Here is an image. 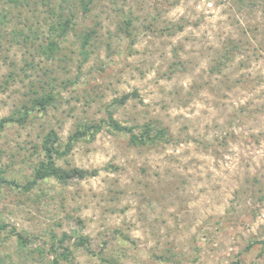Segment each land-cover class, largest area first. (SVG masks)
Masks as SVG:
<instances>
[{
    "label": "rangeland",
    "instance_id": "1",
    "mask_svg": "<svg viewBox=\"0 0 264 264\" xmlns=\"http://www.w3.org/2000/svg\"><path fill=\"white\" fill-rule=\"evenodd\" d=\"M8 7L0 0V11ZM11 11L12 23L0 25V33L24 30L27 18L38 26L46 16ZM125 12L136 16V32L153 17L157 29L182 24L184 30L172 37L144 32L131 46L120 34ZM77 20L55 60L34 57L31 44L11 45L0 35V85L12 71L24 78L26 60L35 58L36 65L29 78L0 91V120L33 97L32 90L43 92L42 84L60 94L45 116L0 133L3 176L25 184L49 129L67 143L79 125L106 119L107 110L136 133L148 122L165 127L170 141L137 147L129 135L105 128L58 161L98 170L97 176L67 185L51 180L27 194L0 187V224L28 238L27 253L21 252L10 229L0 232V259L53 264L50 254L33 250L48 249L51 232L78 231L92 250L106 247L107 259L75 249L61 264H264V201L254 199L264 187V0H97ZM87 29L96 39L85 60L79 35ZM228 39L244 41V51L212 74ZM126 94L132 96L124 105L114 104ZM242 107L251 116L231 124ZM116 230L135 243L119 241Z\"/></svg>",
    "mask_w": 264,
    "mask_h": 264
},
{
    "label": "trees",
    "instance_id": "2",
    "mask_svg": "<svg viewBox=\"0 0 264 264\" xmlns=\"http://www.w3.org/2000/svg\"><path fill=\"white\" fill-rule=\"evenodd\" d=\"M97 0H4V2L9 7L4 11H0V25L4 26L12 23L11 15L12 9L18 11L31 10L35 14L39 10L44 11L46 16L43 19H38L36 26L35 21L32 22L29 18L26 20L25 29H21L19 26H15L11 29L9 34L0 33L4 38H7L9 44H19L21 41L26 48L31 44L34 48V57H39L41 59L55 60L61 54L63 49V42L67 40L71 33H75L78 25V13L82 12L87 15L93 5ZM159 6V5H157ZM159 7H154L153 9H158ZM157 11L154 10V14ZM123 19L120 26V34L124 39H129L131 46L134 45L144 32L155 33L158 32L160 35L175 36L178 32L184 30V25L182 24H170L164 26L160 29L155 28V22L157 18L153 17V22L145 25L143 31L136 32L134 29L135 15L131 12H125L121 14ZM46 26L43 29V26ZM7 27V26H6ZM96 31L94 29L85 30L79 36L81 54L84 59H88L90 52L88 47L91 45V41L96 39ZM38 41V43H37ZM244 41L228 39L224 45V48L220 54L216 57L215 62L211 68L212 74L222 73L229 65H231L237 54L244 51ZM35 58L32 61H25V66L22 67L23 77L17 74L16 71L10 72L8 78L0 85V91H5L9 86L14 84L16 80L23 82L24 79L30 77V73L35 70L36 65L34 64ZM182 65V61H178L177 65ZM177 70V68H175ZM32 87L36 88L35 82L32 81ZM51 89H46L43 84L41 89L43 92L40 93L39 90L34 89L33 97H31L25 104H23L18 110H16L12 115L4 117L0 120V133L4 132L8 127L13 125H19L25 128L27 125L37 121L38 117H43L47 114L48 108L55 105L59 97V92L55 90L54 86ZM138 96L137 92L132 94ZM131 94L124 95L121 99L114 100V104L118 106L124 105L128 99L132 96ZM250 111L246 107H242L240 111L234 114L231 124L240 121V119L247 118L251 116ZM107 118L103 119L100 123L93 124H81L72 133L64 143L60 138L59 133L51 128L43 136L41 143L36 146L39 151L38 154L42 156L39 162L32 167V174L25 184H21L16 180H9L3 176L0 172V187L8 186L12 189H18L23 193L27 194L32 192L37 188H42V186L53 180L62 185H67L73 180H85L90 177L97 176L98 170H86L77 167H62L58 165V161L66 157L72 150L74 145L79 141H92L95 139L96 135L100 133L103 129H107L112 134H127L129 135L130 143L137 147H155L162 143H168L170 141L169 133L167 128L157 126L153 122L145 123L140 127V133H136V127L127 126L122 124L120 121L114 118L113 113L107 110ZM259 193L257 198V203L262 204L264 201V187L259 188ZM252 214L256 217L257 210L252 211ZM9 230L10 236L16 237L17 244L21 249V252L27 253V243L28 238L24 236L23 233L18 232L15 228H10L6 224H0V232ZM118 240L127 242L129 244H134V240L129 236L116 230ZM258 241L252 242L248 245L247 250L255 248L259 245ZM107 245V243H105ZM47 245V244H46ZM90 238L80 234L78 231H72L71 233L63 232L62 235H58L55 232L50 234V243L48 244V249L44 250L42 246H39L33 250L34 253L37 252L39 256H44L45 253L50 254L53 258V264H61V262H70L73 251L75 249H85L92 256L98 257L100 260H106L105 257L106 247H103L100 251L96 252L92 250ZM264 245V243H262ZM31 252V253H33ZM169 252H172L169 250ZM171 258L175 256L174 253L170 254ZM11 260L8 264H16V262ZM164 260L165 263H173L172 260L165 257L158 258ZM0 264H7L5 260L0 259Z\"/></svg>",
    "mask_w": 264,
    "mask_h": 264
}]
</instances>
